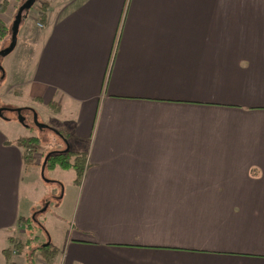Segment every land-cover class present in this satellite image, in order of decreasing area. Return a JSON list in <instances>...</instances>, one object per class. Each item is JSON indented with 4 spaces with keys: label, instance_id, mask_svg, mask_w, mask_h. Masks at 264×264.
Returning <instances> with one entry per match:
<instances>
[{
    "label": "crops",
    "instance_id": "obj_1",
    "mask_svg": "<svg viewBox=\"0 0 264 264\" xmlns=\"http://www.w3.org/2000/svg\"><path fill=\"white\" fill-rule=\"evenodd\" d=\"M52 1L24 87L87 154L53 264H264V0ZM0 117L8 264L37 135Z\"/></svg>",
    "mask_w": 264,
    "mask_h": 264
},
{
    "label": "rangeland",
    "instance_id": "obj_2",
    "mask_svg": "<svg viewBox=\"0 0 264 264\" xmlns=\"http://www.w3.org/2000/svg\"><path fill=\"white\" fill-rule=\"evenodd\" d=\"M24 1L11 0L7 11L0 13V17L10 27H12L18 9ZM43 1L50 2L47 18L49 12H56L60 8L52 0H37L35 5L26 12L21 22L15 49L7 55L0 54V108L9 109L5 110L3 114L17 121L16 126L21 133L35 134L42 139L43 143L42 150L35 155V164L25 165L23 170L18 218L31 217L32 223L28 227L21 225L18 220L14 227L13 240L21 239L26 242V246L19 253L11 242L9 249H13V252L8 264H43L45 259L41 251L42 245L47 244L50 238L53 239L54 246L56 243H60L66 235L70 223L67 195L74 184V171L61 167L55 169L45 167L42 172L46 154L51 151L65 150L68 144L64 139L58 138L51 129L39 128L34 122L36 116V120L42 125L58 127L60 117H54L55 120L45 114V111L48 115L56 113L57 106H44L42 102L34 100L30 91L24 87L25 80L32 69L38 45L43 41L47 29L43 27L47 21H41L38 15ZM68 1L62 0L61 2ZM10 37L4 40L6 46L10 43ZM22 100L27 104L36 105V111L31 113L29 110L22 109L23 115L19 116L17 112L10 110ZM21 119L25 121L21 122ZM15 256L19 258L16 261Z\"/></svg>",
    "mask_w": 264,
    "mask_h": 264
},
{
    "label": "trees",
    "instance_id": "obj_3",
    "mask_svg": "<svg viewBox=\"0 0 264 264\" xmlns=\"http://www.w3.org/2000/svg\"><path fill=\"white\" fill-rule=\"evenodd\" d=\"M11 0H3L0 3V13H4L7 11ZM50 6L49 1H43L40 5V9L38 11V15L41 21H47V13ZM42 23V22H41ZM43 24V23H42ZM14 25V22H13ZM13 25L10 27L6 24L3 19L0 17V39L5 40L7 37L11 36ZM63 136V139L69 141V137L60 132ZM19 145L24 148V163L25 165H33L35 164V155L39 153L43 148L42 139L39 136H30V137H22L19 140ZM48 156L46 168L55 169L56 167H61L62 169H71L75 173V184H80L83 178L84 172L87 167V154L86 152H77L71 149H66L62 151H51L46 154ZM45 157V160H46ZM44 160V161H45ZM19 222L22 225H27L28 227L32 223L31 217H21L19 218ZM14 244V249H16L19 253L22 249L25 248L26 242L21 239H15L12 241ZM15 250V251H16ZM41 251L44 255L45 262L43 264H53L55 261L59 250L52 242H48L45 245H42ZM13 249L7 250V258L8 261L12 258Z\"/></svg>",
    "mask_w": 264,
    "mask_h": 264
},
{
    "label": "water",
    "instance_id": "obj_4",
    "mask_svg": "<svg viewBox=\"0 0 264 264\" xmlns=\"http://www.w3.org/2000/svg\"><path fill=\"white\" fill-rule=\"evenodd\" d=\"M36 1L37 0H25L20 5V7L18 9V12H17V14L15 16V20H14L13 30H12V34H11V42H10L9 46H7L6 48H4L0 52L1 55H7V54L11 53L15 49L16 44H17V36H18V33H19V29H20L21 22H22V20H23V18L25 16L26 12L28 10H30L35 5ZM3 111H4V108H0V116L3 115ZM36 119L37 118H35V120ZM21 122H24V119H21ZM38 125L44 126L42 124H38ZM47 159H48V156L46 157V160L44 161L42 172L44 171V169L46 167Z\"/></svg>",
    "mask_w": 264,
    "mask_h": 264
},
{
    "label": "flooded vegetation",
    "instance_id": "obj_5",
    "mask_svg": "<svg viewBox=\"0 0 264 264\" xmlns=\"http://www.w3.org/2000/svg\"><path fill=\"white\" fill-rule=\"evenodd\" d=\"M10 42H11V37H10ZM10 44V43H9ZM9 46V45H8ZM7 47V46H6ZM5 47V48H6ZM2 108H4V111L5 110H9V109H6L5 107H2ZM24 109H27V108H24ZM10 110H13V108H10ZM4 111H3V113H4ZM13 111H15V110H13ZM31 113H34V111H32V110H29ZM15 112H17V114H19V116H22L23 115V113H22V109L21 110H19V112L18 111H15ZM35 118H37L36 116H35ZM25 121V120H24ZM35 122V125H37L39 128H50L49 126H46V125H44V126H40V125H38V124H41V123H39V121H37V120H35L34 121ZM25 124V123H24ZM28 127V126H27ZM58 134H60L61 136H63L60 132H58Z\"/></svg>",
    "mask_w": 264,
    "mask_h": 264
},
{
    "label": "built area",
    "instance_id": "obj_6",
    "mask_svg": "<svg viewBox=\"0 0 264 264\" xmlns=\"http://www.w3.org/2000/svg\"><path fill=\"white\" fill-rule=\"evenodd\" d=\"M40 26H42V24H40ZM15 252V251H14ZM10 264H13V263H10Z\"/></svg>",
    "mask_w": 264,
    "mask_h": 264
}]
</instances>
